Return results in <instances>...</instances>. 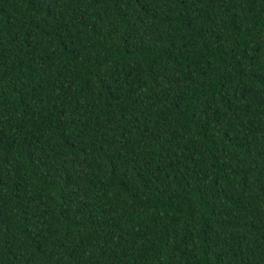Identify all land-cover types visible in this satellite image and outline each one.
I'll list each match as a JSON object with an SVG mask.
<instances>
[{
  "label": "trees",
  "instance_id": "obj_1",
  "mask_svg": "<svg viewBox=\"0 0 264 264\" xmlns=\"http://www.w3.org/2000/svg\"><path fill=\"white\" fill-rule=\"evenodd\" d=\"M0 264H264V0H0Z\"/></svg>",
  "mask_w": 264,
  "mask_h": 264
}]
</instances>
